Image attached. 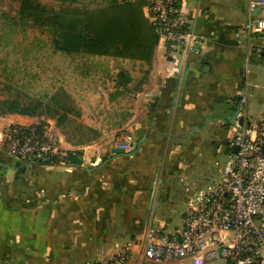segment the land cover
<instances>
[{"label":"crops","instance_id":"1","mask_svg":"<svg viewBox=\"0 0 264 264\" xmlns=\"http://www.w3.org/2000/svg\"><path fill=\"white\" fill-rule=\"evenodd\" d=\"M250 1L180 0L197 41L189 50L159 42L150 64L92 55L130 69L118 84L108 70L93 73L96 85L86 94L103 99L89 107L97 112L125 111L131 152L65 135L62 146L81 152L79 164H25L0 150V264H83L113 257L129 242L139 264L152 229L173 232V208L186 200V210L192 189L215 177L201 186L203 175L219 176L238 108L252 120L264 114V33L241 31L264 19V0L256 8ZM141 67L136 80L132 69ZM252 105L262 111L251 113Z\"/></svg>","mask_w":264,"mask_h":264},{"label":"built area","instance_id":"2","mask_svg":"<svg viewBox=\"0 0 264 264\" xmlns=\"http://www.w3.org/2000/svg\"><path fill=\"white\" fill-rule=\"evenodd\" d=\"M179 1L146 0L144 10L159 42L189 50L198 35ZM259 3L251 0L250 8ZM241 31L264 33V19L246 24ZM239 102L245 105L246 95ZM233 122L235 132L219 176L204 188L192 189L195 200L185 210L181 228L174 232L152 229L147 234L139 264H177L185 259L190 264H209L221 258L227 264H264V114L252 120L238 108ZM7 135L15 156L31 163L67 165L68 150L55 127L26 130L10 126ZM133 141L134 134L128 132L116 147L131 152ZM130 248L131 242L113 257L83 264H125Z\"/></svg>","mask_w":264,"mask_h":264},{"label":"rangeland","instance_id":"3","mask_svg":"<svg viewBox=\"0 0 264 264\" xmlns=\"http://www.w3.org/2000/svg\"><path fill=\"white\" fill-rule=\"evenodd\" d=\"M48 7L59 8L62 0H41ZM91 7L105 5L101 0H79ZM20 0H0V108L6 110L5 101L17 100L27 105L33 99L42 101L41 115L29 116L18 113L0 114V150L8 158H15L25 164L31 163L13 154L8 140V129L13 125L33 126L43 124L42 128L55 127L67 141L86 144L88 141H101L106 146L115 145L128 133L125 126L127 116L117 109L95 111L93 107L102 99L100 96L86 94L96 85L95 72L107 71L115 75L117 68L130 71L126 63L110 62L88 54H68L57 50L48 30L34 26L29 20L18 15ZM132 69V68H131ZM134 76L141 78L145 69ZM124 73V74H126ZM106 83V82H105ZM83 90V94L80 92ZM103 100V99H102ZM103 101H100L102 104ZM262 108L252 105L250 112L256 114ZM100 116V117H99ZM93 125H89L90 118ZM101 117L103 119H101ZM231 120V119H230ZM223 155L219 156L221 160ZM34 164H40L34 162ZM213 170V166L211 167ZM211 176H218L216 171L203 175L202 185H206ZM190 194V193H189ZM186 200L173 208L171 225L167 228L176 231L182 226ZM179 226V227H178ZM178 227V228H177ZM105 259V258H104ZM131 259L125 264H136ZM185 264H190L186 259ZM209 264H227L226 259H215Z\"/></svg>","mask_w":264,"mask_h":264},{"label":"trees","instance_id":"4","mask_svg":"<svg viewBox=\"0 0 264 264\" xmlns=\"http://www.w3.org/2000/svg\"><path fill=\"white\" fill-rule=\"evenodd\" d=\"M146 0L111 2L100 7H91L79 0H62L59 8L48 7L41 0H20L18 15L39 28L51 33L54 47L68 54L109 56L133 61L152 63L159 36L145 13ZM118 72V83L126 82L128 76ZM6 110L0 114L18 113L41 115L43 104L31 100L20 105L15 99L5 102ZM30 130H41L43 124L29 127L13 125ZM80 151H67V165L81 162Z\"/></svg>","mask_w":264,"mask_h":264},{"label":"water","instance_id":"5","mask_svg":"<svg viewBox=\"0 0 264 264\" xmlns=\"http://www.w3.org/2000/svg\"><path fill=\"white\" fill-rule=\"evenodd\" d=\"M241 122H242V119H241ZM223 143L226 145V151H228V148H229L228 143H229V141H228V140H224ZM237 150H238V148H237V146H235V147L233 148V151L236 152ZM113 151H114V152H117V153H124V152H125V150H124L123 148H119V147H115V148L113 149Z\"/></svg>","mask_w":264,"mask_h":264}]
</instances>
